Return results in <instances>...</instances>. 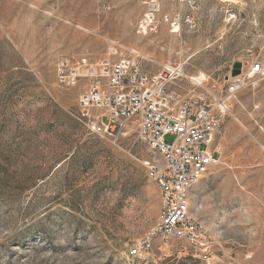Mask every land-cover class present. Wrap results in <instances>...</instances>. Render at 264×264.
<instances>
[{
  "label": "rangeland",
  "instance_id": "374dc122",
  "mask_svg": "<svg viewBox=\"0 0 264 264\" xmlns=\"http://www.w3.org/2000/svg\"><path fill=\"white\" fill-rule=\"evenodd\" d=\"M148 1L0 0V264H264V0H159L142 35ZM179 14L193 24L166 23ZM110 57L151 75L179 68L169 91L228 103L217 162L189 194L208 261L172 243L128 256L158 221L144 165L158 156L132 133L117 145L89 135L73 115L92 81L60 78ZM255 62L262 73L250 79ZM237 63L245 82L229 96Z\"/></svg>",
  "mask_w": 264,
  "mask_h": 264
},
{
  "label": "built area",
  "instance_id": "2783aa9c",
  "mask_svg": "<svg viewBox=\"0 0 264 264\" xmlns=\"http://www.w3.org/2000/svg\"><path fill=\"white\" fill-rule=\"evenodd\" d=\"M199 1L193 0L190 8H197ZM178 2L179 7L185 3ZM159 5V0L146 3L147 13L138 28L142 35L153 30ZM182 22L192 25L193 19L189 16L181 19L180 14L173 19L166 17V23L176 27ZM82 63L86 67L85 75L80 74L79 68L69 73L60 70V78L68 86H75L82 76L92 81L79 96V113L73 118L89 135L107 139L114 145L132 133L137 142L158 156L144 164L148 178L160 192L158 221L128 256L149 254L160 245L172 243L192 247L200 260L208 261L211 244L207 228L192 215L189 194L217 162L212 143L223 124L228 103H208L199 97L182 100L177 92L169 91L172 81L182 75L179 68L151 75L137 59L129 57H110L99 67ZM261 73L262 66L255 62L247 77L253 79ZM244 80L243 76L231 78L227 94L233 96L242 90ZM167 137L173 140L166 142Z\"/></svg>",
  "mask_w": 264,
  "mask_h": 264
},
{
  "label": "water",
  "instance_id": "95a60500",
  "mask_svg": "<svg viewBox=\"0 0 264 264\" xmlns=\"http://www.w3.org/2000/svg\"><path fill=\"white\" fill-rule=\"evenodd\" d=\"M233 68H234V71H233L231 76L232 77H236V76H238L240 74L241 64L237 63V64L234 65Z\"/></svg>",
  "mask_w": 264,
  "mask_h": 264
},
{
  "label": "bare ground",
  "instance_id": "6f19581e",
  "mask_svg": "<svg viewBox=\"0 0 264 264\" xmlns=\"http://www.w3.org/2000/svg\"><path fill=\"white\" fill-rule=\"evenodd\" d=\"M177 30H178V28H177ZM205 79H206V77L203 76V75H201V76H200L198 79H196L195 81L198 82V83H201V82L205 81ZM165 250H167V248H166Z\"/></svg>",
  "mask_w": 264,
  "mask_h": 264
}]
</instances>
